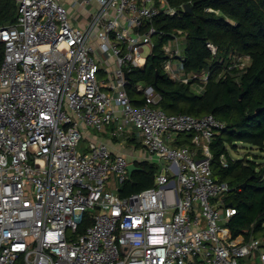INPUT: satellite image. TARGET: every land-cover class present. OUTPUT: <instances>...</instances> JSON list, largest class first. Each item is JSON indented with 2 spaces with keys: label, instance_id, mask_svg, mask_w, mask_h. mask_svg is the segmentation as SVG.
<instances>
[{
  "label": "built area",
  "instance_id": "2783aa9c",
  "mask_svg": "<svg viewBox=\"0 0 264 264\" xmlns=\"http://www.w3.org/2000/svg\"><path fill=\"white\" fill-rule=\"evenodd\" d=\"M16 1V21L0 25V264H264L263 239L231 238L224 226L235 209L223 205L231 188L214 179L210 150L224 122L166 113L141 81L143 104L126 90L125 74L166 34L156 19L181 16L172 0ZM185 37L170 32L161 67L201 90L210 71L185 73ZM229 57L228 69L249 60ZM92 132L131 139L143 154L115 152ZM86 137L96 142L81 151ZM134 158H156L159 170L153 185L121 196Z\"/></svg>",
  "mask_w": 264,
  "mask_h": 264
},
{
  "label": "trees",
  "instance_id": "16d2710c",
  "mask_svg": "<svg viewBox=\"0 0 264 264\" xmlns=\"http://www.w3.org/2000/svg\"><path fill=\"white\" fill-rule=\"evenodd\" d=\"M182 13L180 17L160 15L156 25L165 35L155 41L152 53L143 68H131L126 90L135 106L144 103L142 94L133 86L136 82L150 85L159 94L155 104L166 113H186L200 116L213 114L224 122L211 144V169L218 182H227L230 190L223 198L224 206L235 213L224 223L231 238L242 236L264 240V164L255 158H232L229 148L245 143L264 149V0H172ZM191 5L184 12L183 5ZM211 7L216 11H208ZM16 0H0V25L16 21ZM186 31L183 47L185 73L210 71L198 90L196 80L188 83L171 79L161 67L164 59L162 43L176 29ZM207 42L218 48L212 55ZM248 55L242 67L227 68L229 52ZM3 45L0 44V62ZM190 134H180L178 143L191 145ZM224 155L228 161L223 166ZM133 171L119 188L121 196L153 185L158 172L156 164L135 162ZM91 224L85 215L78 231Z\"/></svg>",
  "mask_w": 264,
  "mask_h": 264
},
{
  "label": "rangeland",
  "instance_id": "374dc122",
  "mask_svg": "<svg viewBox=\"0 0 264 264\" xmlns=\"http://www.w3.org/2000/svg\"><path fill=\"white\" fill-rule=\"evenodd\" d=\"M68 12H71V10L69 9ZM90 142H96V139L95 138L86 137L85 139H82L80 141V143L78 145V148L82 151L84 148L87 147V145ZM107 142L110 144L109 141H107ZM111 144H113V146L115 147V145H114L113 142H111ZM116 148H119L120 151H123L126 154L127 157L130 156V154L128 153L129 152L128 149H126L124 147L121 148L120 146H117ZM228 150H229V153L232 156V158L247 157V156L249 158H255V157H257L255 159L258 162H263V164H264V149H260V148H257L255 146L253 147V146H250L249 144H245V143H237V148L236 149L229 148ZM113 188H116V183H113ZM240 262L243 263V264H245V263H247L249 261H248V258L245 257V258H242L240 260Z\"/></svg>",
  "mask_w": 264,
  "mask_h": 264
},
{
  "label": "crops",
  "instance_id": "0c3cea01",
  "mask_svg": "<svg viewBox=\"0 0 264 264\" xmlns=\"http://www.w3.org/2000/svg\"><path fill=\"white\" fill-rule=\"evenodd\" d=\"M93 134H95V137H97V139H99V140H103V141H106V142L109 141L110 144L108 142L107 143L109 145H111V147L113 146V144H111V142H113L114 145H115V147L113 146L112 147V150H114L115 152L124 153L123 151H120L119 148H116L117 146H120L121 148L124 147V148H126L128 150H131V148H135V152L134 153L136 155H139V153L143 154V152H141L143 150L140 148V144L137 145V142L136 143H133L131 139H124V140L123 139H120V142L121 143H118V142H115V141L109 139L108 132H104V133H101V134L100 133H93ZM131 145H133V147H131ZM135 154H130V157H131V155H134L135 156ZM132 160H133V163L138 162V161H148V162H152V163H154V164L157 165L158 170H159V167H160L159 164H158V162H157V159L156 158H154V159H152L150 161L149 160H146V159H136V158H134Z\"/></svg>",
  "mask_w": 264,
  "mask_h": 264
},
{
  "label": "water",
  "instance_id": "95a60500",
  "mask_svg": "<svg viewBox=\"0 0 264 264\" xmlns=\"http://www.w3.org/2000/svg\"><path fill=\"white\" fill-rule=\"evenodd\" d=\"M183 8H184V9H183L184 12H190V11H191V5H190L189 3H185V4L183 5ZM125 76L127 77L128 74L126 73ZM138 169H139V167H138L135 163L130 162V163L128 164L129 175H130L133 171L138 170Z\"/></svg>",
  "mask_w": 264,
  "mask_h": 264
}]
</instances>
